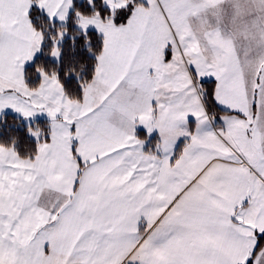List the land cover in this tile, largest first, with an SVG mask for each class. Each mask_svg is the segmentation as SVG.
Listing matches in <instances>:
<instances>
[{"label": "snow or ice", "instance_id": "snow-or-ice-1", "mask_svg": "<svg viewBox=\"0 0 264 264\" xmlns=\"http://www.w3.org/2000/svg\"><path fill=\"white\" fill-rule=\"evenodd\" d=\"M0 264H264V0H0Z\"/></svg>", "mask_w": 264, "mask_h": 264}]
</instances>
